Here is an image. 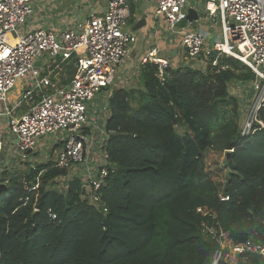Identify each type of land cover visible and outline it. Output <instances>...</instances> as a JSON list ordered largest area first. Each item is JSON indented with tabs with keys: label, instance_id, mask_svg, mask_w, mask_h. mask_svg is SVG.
Listing matches in <instances>:
<instances>
[{
	"label": "trees",
	"instance_id": "1",
	"mask_svg": "<svg viewBox=\"0 0 264 264\" xmlns=\"http://www.w3.org/2000/svg\"><path fill=\"white\" fill-rule=\"evenodd\" d=\"M166 72L161 82L158 65L140 62L137 87L113 90L107 213L84 198L78 179L63 192L53 189L67 171L52 163H18L0 174L7 186L0 191V264H213L218 251L219 264H264L252 252L225 259L230 249L202 226L227 233L235 245H264V127L243 136L231 94L232 84L255 74L233 57L205 72ZM211 149L227 154L222 192L205 171Z\"/></svg>",
	"mask_w": 264,
	"mask_h": 264
},
{
	"label": "built area",
	"instance_id": "2",
	"mask_svg": "<svg viewBox=\"0 0 264 264\" xmlns=\"http://www.w3.org/2000/svg\"><path fill=\"white\" fill-rule=\"evenodd\" d=\"M44 1L0 0V174L22 161L31 162L36 169L39 140L71 130L74 134L57 139V148L38 163H52L51 167L67 171L52 182L53 189L63 192L71 180L78 179L84 198L101 212H108L102 191L115 167L108 153L110 135L106 129L112 115L110 99L119 70L137 42L128 25L131 6L141 1L154 2L155 19L180 35L185 61L193 67H218L222 58L233 57L251 69L255 79L232 84L231 94L238 99L241 134L247 136L258 126L264 127L259 119L264 108V0H108L103 13H91L85 20L59 29L44 27L48 23L41 16ZM193 3H203L208 20L220 24L222 34L213 46L208 36L192 29L190 23L180 26L190 8L198 10ZM36 7H40L39 12ZM148 62L158 65L159 80L164 82L172 67L170 59L153 49L141 60V64ZM74 67V78L62 85L57 78ZM19 80L23 81V93L12 97ZM101 94L104 106L99 114L101 135L97 136L90 103ZM4 133L16 136L9 147ZM197 212L202 216L212 213L206 207ZM50 217L57 219L52 212ZM202 226L222 248L230 249L225 259L246 252L264 256V245H235L227 233H217L207 223ZM221 257L218 251L213 264H219Z\"/></svg>",
	"mask_w": 264,
	"mask_h": 264
},
{
	"label": "rangeland",
	"instance_id": "3",
	"mask_svg": "<svg viewBox=\"0 0 264 264\" xmlns=\"http://www.w3.org/2000/svg\"><path fill=\"white\" fill-rule=\"evenodd\" d=\"M44 3V4H43ZM43 4L44 7H48V6H53V10L49 11L48 14L44 15V19H46V22H48V24H44V27L46 29L50 28L52 26V24L57 25V22L59 21V27L62 26L67 27V24H62L60 22V19H64L65 17L68 20L73 19L74 15L77 13H80V10H82L85 6L84 3H91V4H95V3H107V0H48V1H44ZM42 5V6H43ZM194 6H197L200 13L203 15L202 19L209 21L207 18V11L205 10L204 4L200 3V4H196L193 3ZM134 7V9H133ZM85 9V8H84ZM132 11H136V12H142L145 13L149 16H153L154 17V10H155V4L154 2H149V1H141L140 3H136L133 4V6L131 7ZM40 7H36V12H39ZM75 10H77L75 12ZM83 11V10H82ZM41 18V17H40ZM59 18V19H58ZM134 17H132L129 21V25H128V31L135 34L136 37L138 38V43L136 45H138V47H140V51L138 50V53H143V51L145 52L147 50V47L150 48V44L148 43L149 40L146 39L145 36V32L142 31H138V32H133V27L136 24V21H134L133 19ZM151 19V18H150ZM153 20V19H152ZM204 21V23L206 22ZM154 23L157 25L158 29L161 30V32H163L166 36L171 37L172 40H175V42L172 44L173 46H175V49H171V51H178L180 52V55H184L185 58V54L183 52V48L180 45V41H179V35H177L176 33H171L168 31V29L166 28V24L164 21H157L154 18ZM188 26V21H185L183 24H181L180 26ZM149 26H151L149 24ZM148 35L150 37L153 38V32L149 30V28L146 30ZM215 32L212 33V40L209 41L210 45L213 46L215 41L217 40V36H221L222 31H221V27L220 24H216V28L213 30ZM212 31V32H213ZM164 42H166L167 40H163ZM167 43V42H166ZM169 45V44H168ZM133 49V48H132ZM131 49V50H132ZM183 60V57H182ZM181 60V61H182ZM178 62V61H177ZM175 60L173 62V66H178L179 64L177 63ZM189 65L193 66L192 63H188ZM130 65V66H129ZM189 65H184V67L189 66ZM127 70H125V66H122L120 68V74L124 73L123 75H121V78H117L114 89L117 88H135L137 87L138 83L136 81V75L138 73V69H139V61H137V59H135V56H132L131 58L129 57L128 59V63H127ZM180 66V65H179ZM182 67V65L180 66ZM25 82V80H24ZM23 81L19 80L16 85L15 88L12 90L11 96L12 97H16L18 96V98L21 96V94L23 93ZM103 94L99 95L96 97V99H94L90 105L93 106V110L94 112L92 113V126H93V130L95 131V135L100 136L101 133L100 131H98V127L102 125V121L100 120L99 114L101 113V110H103V106L104 104L102 103L103 100ZM178 131H181V128H177ZM74 132L71 130H67V131H62L58 134V137H52L50 136L49 138L46 137L44 139L39 140V143L36 147L35 152L38 153L40 155V157H37V162H35L36 164L38 163V160H44L43 157L45 158L46 156L49 155V153L51 152V150L53 148H57V139H67L68 137H70L71 135H73ZM4 138H5V142L7 144V146H10V143H13L16 136L9 134V133H4ZM13 155V154H11ZM226 158H227V154L224 152H219V151H215V150H208V152L205 155V171L208 175H210L211 179L213 181H215L218 186L220 191H224V188L227 184V179L229 177V172L230 169L228 168L227 164H226ZM3 159L2 157V153H1V157H0V161ZM20 165L17 166V168L20 169H26V165L27 164H31V162H20ZM13 168H10V170ZM6 183H0V185H3ZM233 264V263H230Z\"/></svg>",
	"mask_w": 264,
	"mask_h": 264
},
{
	"label": "crops",
	"instance_id": "4",
	"mask_svg": "<svg viewBox=\"0 0 264 264\" xmlns=\"http://www.w3.org/2000/svg\"><path fill=\"white\" fill-rule=\"evenodd\" d=\"M48 1V0H47ZM107 3H108V0H107ZM107 3H95V4H91V3H84L85 6L82 10H80V13L79 14H75L73 19L71 20H68L66 17L64 19H60V22L62 24H67V25H71V24H74L76 22H80V21H83L85 20L88 15H90L91 13H97V14H101L105 11L106 7H107ZM133 6V5H132ZM131 6V7H132ZM54 8L53 6H48V7H45V10L44 12L41 14V16L44 18L46 12L48 11H52ZM134 9V7H133ZM199 13V9L197 10ZM155 13V12H154ZM134 17V21H136V24L140 22V20L143 18V17H146V21H147V24L145 27L139 29L138 31H144L145 33V36H146V39L149 40L148 43L150 44V48L147 47V50L144 52L143 49H142V52L143 53H138L137 51L139 50L140 51V47H138V45H136L138 43V38H137V42L136 44L133 45V49L130 51V58L132 56H135V59H137V61H139V64L141 62V60L147 55V53H149V51L153 50V49H156L158 50L159 52V55L161 57H164V58H167V59H170L171 63H172V66H173V62L174 60L182 67H184V65H189L186 61H185V58H184V55H180V52L178 51H171V49H175L172 44L175 42V40H172L171 37L169 36H166L163 32H161V30L158 29L157 25L154 23V18L155 16H149L145 13H142V12H136L135 10L132 11L131 9V18ZM203 15L200 13V19L197 23L198 27L196 28V30L198 31H202L204 32L208 38H209V41L212 40V33L215 34V32L213 31L215 28H216V24L215 23H211L210 21H206V20H203L202 19ZM151 18V19H150ZM59 19V18H58ZM153 19V20H152ZM156 20V19H155ZM158 21V20H157ZM204 21H206L204 23ZM162 22V21H161ZM48 24V23H47ZM59 21L57 22V25H54L52 24L51 27H55L57 29L59 28H63L62 26L59 27ZM135 24V25H136ZM149 24L151 26H149ZM192 27V26H191ZM149 28L150 31L153 32V38L150 37L147 33V29ZM193 29V28H192ZM138 31H134L133 32H138ZM213 31V32H212ZM180 36V35H179ZM218 37V36H217ZM221 37V36H219ZM218 37V38H219ZM167 40L166 42H164L163 40ZM179 41H180V45H181V37H179ZM169 44V45H168ZM182 46V45H181ZM183 48V47H182ZM184 54H185V51L183 50ZM182 57H183V60H182ZM182 60V61H181ZM128 63V61H127ZM127 63L124 65L125 66V70H127ZM178 65V66H179ZM130 66V65H129ZM178 66H175V67H178ZM179 66V67H180ZM191 67V65H189ZM71 68V67H70ZM192 68H195V69H199V70H202V71H206L207 69H204V67L202 65H199V66H192ZM73 69V68H72ZM71 69V71H72ZM71 71L68 72V74L66 75H61L60 77H58L57 79L59 80L60 83H62V85H67L71 79H72V74H71ZM120 73V71H119ZM124 73L118 75V78H121V75H123ZM125 88V87H123ZM118 89V88H117Z\"/></svg>",
	"mask_w": 264,
	"mask_h": 264
},
{
	"label": "water",
	"instance_id": "5",
	"mask_svg": "<svg viewBox=\"0 0 264 264\" xmlns=\"http://www.w3.org/2000/svg\"><path fill=\"white\" fill-rule=\"evenodd\" d=\"M200 19V13L194 9V8H190L189 11H188V16H187V19L185 21H188V24L190 23L192 28L193 29H196L198 27L197 23ZM184 21V22H185ZM183 22V23H184ZM182 23V24H183ZM147 24V21H146V17H143L139 23H137L134 27H133V30L134 31H138L139 29L145 27ZM184 27V25H182ZM186 27V26H185ZM75 72H76V67H74L71 71V74H72V78H74L75 76ZM7 186L5 184L3 185H0V191L5 189ZM238 257V256H237Z\"/></svg>",
	"mask_w": 264,
	"mask_h": 264
}]
</instances>
